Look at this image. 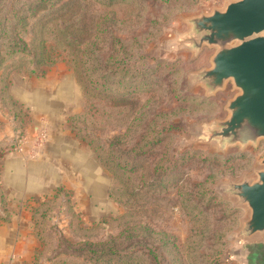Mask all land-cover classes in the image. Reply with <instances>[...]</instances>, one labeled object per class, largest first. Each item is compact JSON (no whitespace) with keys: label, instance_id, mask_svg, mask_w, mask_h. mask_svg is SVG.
Here are the masks:
<instances>
[{"label":"rangeland","instance_id":"obj_1","mask_svg":"<svg viewBox=\"0 0 264 264\" xmlns=\"http://www.w3.org/2000/svg\"><path fill=\"white\" fill-rule=\"evenodd\" d=\"M224 3L0 0V225L24 217L21 264H250L264 232L240 237L248 211L224 185L255 177L264 138L204 139L238 90L208 93L195 73L215 46L181 41Z\"/></svg>","mask_w":264,"mask_h":264},{"label":"water","instance_id":"obj_2","mask_svg":"<svg viewBox=\"0 0 264 264\" xmlns=\"http://www.w3.org/2000/svg\"><path fill=\"white\" fill-rule=\"evenodd\" d=\"M189 32L181 41L200 49L215 46L210 65L195 73L208 93L228 80L238 91L226 103L228 114L213 122L204 139L218 146L256 143L264 138V0H225L222 8L186 19ZM255 177L229 181L225 192L248 211L241 238L264 232V156ZM250 264H264V239L249 243Z\"/></svg>","mask_w":264,"mask_h":264},{"label":"crops","instance_id":"obj_3","mask_svg":"<svg viewBox=\"0 0 264 264\" xmlns=\"http://www.w3.org/2000/svg\"><path fill=\"white\" fill-rule=\"evenodd\" d=\"M32 94L31 96H29L31 101H43V95H39L37 93L33 95ZM12 167L13 172L10 175L11 177L9 176L11 184L17 187L22 186V190H24L25 183L23 182V178L20 175L19 165H13ZM27 188L29 189V191L35 192L42 189L43 186L40 185L39 182H37L29 185L27 184ZM18 216L19 215H13L11 221L0 225V264H21L23 260L26 261V258L28 257L26 256V253L31 248V246L29 247L31 238L27 237L26 235V230L24 229L25 222L19 223V220H24V217H21V219H19ZM21 223L24 224L22 225ZM13 252H17V254H21L22 256H18L16 260L11 259V255H14Z\"/></svg>","mask_w":264,"mask_h":264},{"label":"trees","instance_id":"obj_4","mask_svg":"<svg viewBox=\"0 0 264 264\" xmlns=\"http://www.w3.org/2000/svg\"><path fill=\"white\" fill-rule=\"evenodd\" d=\"M84 29V32L86 33L85 35H82V40L85 42V44L87 45L86 48H88V46L91 45V42H90V36H89V33L87 31V28H83ZM98 29V28H96ZM106 28H103V30H105ZM66 30V28H65ZM91 35V33H90ZM117 41V40H116ZM118 42V41H117ZM24 49V46L22 47V50ZM44 55V53L42 52L41 54V57ZM147 56V55H146ZM48 58V57H47ZM32 71L35 70L34 68L31 69ZM101 78H103V76H101ZM89 252L93 253L94 255H91L90 257H93L94 258H100L101 256H107L108 255H112L113 257L111 259H108V260H112L115 256L119 255L120 251L115 249L114 247H111V248H100V249H88ZM146 252H147V256L149 257L150 261L152 260L153 263L154 261L156 260L157 258V254H156V251L154 248H150V247H147L146 248ZM106 257V259H107Z\"/></svg>","mask_w":264,"mask_h":264},{"label":"built area","instance_id":"obj_5","mask_svg":"<svg viewBox=\"0 0 264 264\" xmlns=\"http://www.w3.org/2000/svg\"><path fill=\"white\" fill-rule=\"evenodd\" d=\"M21 147H22V142H21V143H19V149H21Z\"/></svg>","mask_w":264,"mask_h":264}]
</instances>
